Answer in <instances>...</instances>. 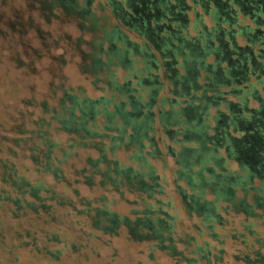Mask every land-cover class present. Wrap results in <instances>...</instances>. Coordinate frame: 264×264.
I'll return each mask as SVG.
<instances>
[{
    "label": "trees",
    "instance_id": "16d2710c",
    "mask_svg": "<svg viewBox=\"0 0 264 264\" xmlns=\"http://www.w3.org/2000/svg\"><path fill=\"white\" fill-rule=\"evenodd\" d=\"M90 1L84 9L77 0L40 4L50 14L58 7L88 20ZM107 1L138 41L115 26L109 47L89 55L90 71H108L100 87L106 94L87 99L64 91L57 108L28 98L26 106L38 111L35 128L25 129L23 120L0 134V264H19L23 248L52 261L92 242L85 260L101 256V246L110 250L106 264H114L121 236L145 247L135 264H158L156 252L171 264H222L227 240L243 247L237 261L264 264V238L254 224L264 217V0ZM134 59L145 75H134L135 85H117L110 67L116 60L133 70ZM163 88L171 97L158 103ZM143 89L146 100L138 94ZM98 116L105 118L101 127ZM155 124L179 146L165 148L178 166L174 193L189 224L171 212L174 203L164 199L150 165L164 154ZM118 150L128 164L116 160ZM70 159L78 166L66 165ZM119 201L126 214L114 210ZM5 221L16 224L18 243L4 237ZM63 227L81 240L62 236ZM51 243L62 247L49 250Z\"/></svg>",
    "mask_w": 264,
    "mask_h": 264
},
{
    "label": "rangeland",
    "instance_id": "374dc122",
    "mask_svg": "<svg viewBox=\"0 0 264 264\" xmlns=\"http://www.w3.org/2000/svg\"><path fill=\"white\" fill-rule=\"evenodd\" d=\"M77 4L80 9H84L86 0H77ZM88 9L92 16L88 20H84L80 15L67 13L58 7L50 14L42 9L40 0H0V125H4L0 129V134L4 135V132L13 125L12 122L20 124L23 120H26L25 129L35 128L31 121L38 119V111L34 112L32 107L26 106L25 101L28 98H34L37 102H48L50 106L57 108V100L64 91L87 99H96L106 94L100 90V87L105 86L102 80L108 77V71L98 74V76L90 71L88 69L91 65L89 55L97 53L100 46L102 49H107L110 44L107 34L112 32L115 26L120 25L113 16L107 0H91ZM121 29L131 40L138 41L125 27ZM191 34L195 35L192 30ZM106 56V54L100 55L99 58L106 59ZM134 60L133 70L119 65L116 60L114 61V65L110 69L113 71L117 85L130 82L135 85L134 75L137 77L145 75L144 63L138 59ZM96 76L101 79L97 85L93 84ZM135 87L137 88V86ZM138 94L143 100H146V89L140 90ZM169 97L171 95L166 88H163L158 94L157 102H163V99ZM119 100L120 97L117 96L116 102ZM163 108L169 109V106L165 105ZM31 112L32 114H30ZM210 112L214 114L213 110ZM97 121L101 127L105 118L98 116ZM207 124L212 125L213 121L209 120ZM154 129V140L164 154L160 160L150 159V165L154 169L160 185L165 187L164 199H171L174 203L175 211L171 212L177 214L185 224H189L179 197L174 193L173 171L177 170L178 166L174 164L173 157L166 153L165 148L167 145H171L178 150L179 146L172 143L159 131L158 124H155ZM7 134L14 135L13 133ZM52 137L60 142H64L66 138L62 133H54ZM114 156L122 164L129 163L124 150H118ZM73 163V160L70 159L66 165L72 166ZM75 165L78 166L77 163ZM228 166L229 169L235 168L234 164ZM178 184L185 187L183 181H179ZM79 187L83 193L89 195L84 187ZM92 194L98 193L94 191ZM241 196L242 194L238 193V197ZM112 197L118 198V196L109 195V198ZM129 198L132 197L129 196ZM114 210L120 214H126L128 207L119 201ZM18 223L26 226L27 221L22 219ZM254 224L260 237L264 238V217L254 220ZM2 229L7 241L19 242L14 232L17 229L15 223L5 221L2 223ZM58 232L62 236L70 234L71 237L81 240L80 234H77L76 231L72 232L66 227L61 228ZM36 236L40 241L42 235L36 234ZM114 242L117 248L114 264H135L141 258L137 253L141 249L145 250L144 246L137 247L126 241L123 236ZM94 244L97 243L92 242L88 250L80 249L68 256L63 254L58 260L53 259L52 261L34 257L26 248L20 249L16 253L20 258L19 264H49V262L51 264H106L110 259L107 256L110 250L101 246L96 249V252L101 256H90L88 260H85L84 255L95 246ZM61 247V244L51 243L49 250L56 251ZM223 248L225 254L222 264H246L235 259L236 254L243 251L242 246L227 240ZM155 258L158 264H171L169 258L158 252H156ZM144 264L149 263L144 261Z\"/></svg>",
    "mask_w": 264,
    "mask_h": 264
},
{
    "label": "flooded vegetation",
    "instance_id": "af4514ba",
    "mask_svg": "<svg viewBox=\"0 0 264 264\" xmlns=\"http://www.w3.org/2000/svg\"><path fill=\"white\" fill-rule=\"evenodd\" d=\"M125 15V14H124ZM133 21H135L134 19H132Z\"/></svg>",
    "mask_w": 264,
    "mask_h": 264
}]
</instances>
